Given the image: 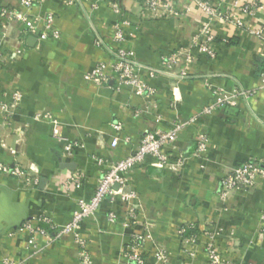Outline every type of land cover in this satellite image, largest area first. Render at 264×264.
Segmentation results:
<instances>
[{
    "label": "crops",
    "instance_id": "obj_1",
    "mask_svg": "<svg viewBox=\"0 0 264 264\" xmlns=\"http://www.w3.org/2000/svg\"><path fill=\"white\" fill-rule=\"evenodd\" d=\"M208 1L214 15L199 0L155 7L146 0H34L33 10L23 9L31 17L55 12L59 39L29 31L31 19L9 23V28L0 22V50L13 57L0 71V104L15 92L21 96L10 119L0 110V168L18 163L29 178L0 169V261L8 256L23 264H79L70 240L34 254L27 224L45 227L42 219L47 217L56 227L66 226L78 200L93 197L102 171L128 156L145 133L168 132L184 123L178 139L165 149L172 158L186 157L182 167L162 168L149 157L123 175L138 194L135 225L108 221L110 211L126 212L120 201L103 202L93 218L83 221L80 233L92 264H129L123 254L132 235L146 238L142 254L148 264H155L158 247L167 250L171 264H206L203 247L211 233L215 248L227 259L264 264L259 232L264 190L236 192L226 201L218 197L227 171L248 158L264 164V0ZM2 2L20 8V0ZM114 4L125 7L131 22L124 48L132 61L155 69L162 56L190 46L197 62L189 77L152 79L142 73L153 95H136L125 85L116 91L109 66L113 25L119 20ZM246 5L254 11L243 10ZM99 64L106 65L101 79L95 73ZM212 90H220L222 97L245 91L255 95L236 97L232 105L205 113L218 100ZM118 124H123L122 132L116 130ZM54 134L77 143L72 158L65 157L64 144ZM126 135L131 145L124 144ZM201 136L205 146L197 151ZM75 175L82 185L67 189V179ZM185 225L199 236L196 260L183 254L178 230Z\"/></svg>",
    "mask_w": 264,
    "mask_h": 264
},
{
    "label": "built area",
    "instance_id": "obj_2",
    "mask_svg": "<svg viewBox=\"0 0 264 264\" xmlns=\"http://www.w3.org/2000/svg\"><path fill=\"white\" fill-rule=\"evenodd\" d=\"M172 0H146V4L155 7L159 5H170ZM200 6L209 15H214V12L208 0H199ZM36 7L34 0H20V8L5 5L0 0V22L3 23L4 28H9V23L19 21L27 23L31 19L28 30L32 33L41 32V37L44 39L60 38V32L56 28V14L53 11L46 13L44 17L33 16L25 13V10H33ZM114 15L119 17L113 25V32L111 41L114 46L113 57L114 59L109 63L112 71L116 75L117 87L119 91L121 86L130 87L134 94L140 96H150L154 94V89L144 80L140 78V74L144 73L148 78H169L174 77L178 79H187L190 75L192 68L197 62V56L192 53L190 46H183L176 51L161 57L158 68L144 69L136 62L129 58V53L124 48L126 44L125 30L131 25L130 20L126 17L125 7L122 5L114 4L111 6ZM243 10L253 12L254 8L250 6H243ZM196 38V37H195ZM8 41V45H12ZM17 46V44H15ZM203 52L207 53L211 58L214 53L201 46ZM14 56H20L15 53ZM10 57V56H9ZM13 57L6 58L5 51L0 50V71L6 69L8 64L12 61ZM13 62V61H12ZM106 65L99 64L95 73L99 78H103V71ZM105 80V79H104ZM213 95L218 97L215 105L205 109V113H211L215 109L222 106L233 104V99L241 96L243 99H251L255 92L245 91L234 94L232 97H222L220 90H212ZM21 96L15 92L9 98L8 103L0 104L2 114L10 119L12 114L18 109V103ZM186 124L179 123L174 126L171 131H150L145 133L139 140L138 146L124 159L114 163L109 169L102 171V176L98 186L95 189L93 197L89 200H78L77 211L74 212L70 222L64 227H56L51 223L47 217L42 219L46 225L43 226H30L27 224V229L30 233L28 247L34 254L42 252L48 245L59 242L62 240H70L77 247V257L79 264H92V257L88 252L87 240L82 237L80 230L83 221L93 218L101 204L105 201L116 203L117 201L123 202L127 205V210L124 215H117L114 211L108 213L107 219L110 223H123L125 226L135 225L137 223V209L138 205L135 201L138 199V194L129 189L125 182L123 175L145 164L146 160L150 157L154 163L162 168H180L186 159L183 155H177L172 158L165 149L168 145L174 143L179 134L185 129ZM118 132L124 130L123 124L115 126ZM53 138L58 143H63V151L66 158L73 157V149L77 145L76 142L69 141L65 136L54 134ZM124 144L131 145L132 138L126 135L123 138ZM205 146V137L201 136L197 143V151H202ZM3 172L9 173L16 178L29 181V178L23 171L20 164H13L12 167L1 166ZM66 188L70 189L72 186L79 187L82 185V178L80 175H75L66 181ZM119 187L118 189L116 188ZM262 188L264 190V164L261 160L256 158H248L240 163L238 166L233 167L227 171L220 180V189L218 197L221 201H226L234 193L248 192L255 189ZM259 232L264 237V209L259 217ZM178 235L182 238L184 248L183 254L185 257L192 260L197 259L195 246L199 241V236L195 232L194 227L190 225L182 226L178 230ZM215 234L208 235L209 242L203 247L206 256V264H245L229 260L220 254L213 244ZM146 238H141L138 235H132L126 250L123 254L124 258L129 264H148V260L142 254V246ZM0 264H23L16 262L8 256L1 258ZM155 264H171L168 252L163 247H158L155 253Z\"/></svg>",
    "mask_w": 264,
    "mask_h": 264
},
{
    "label": "water",
    "instance_id": "obj_3",
    "mask_svg": "<svg viewBox=\"0 0 264 264\" xmlns=\"http://www.w3.org/2000/svg\"><path fill=\"white\" fill-rule=\"evenodd\" d=\"M116 188H117V186H116Z\"/></svg>",
    "mask_w": 264,
    "mask_h": 264
}]
</instances>
